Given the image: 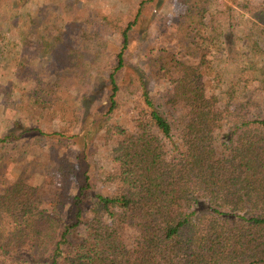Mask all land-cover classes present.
I'll return each instance as SVG.
<instances>
[{"label": "trees", "instance_id": "trees-1", "mask_svg": "<svg viewBox=\"0 0 264 264\" xmlns=\"http://www.w3.org/2000/svg\"><path fill=\"white\" fill-rule=\"evenodd\" d=\"M210 3L182 0L168 35L177 48L162 47L147 73L125 58L140 8L118 32L106 77L25 11L1 22L19 33L11 57L15 77L34 85L31 108L70 116L46 131L16 107L0 131V264H264V118L252 112L253 92L264 98V51L256 41L238 59L234 27L223 32ZM238 7L264 31V0ZM48 55L56 67L41 81L33 63ZM124 103L132 114L112 123ZM44 149L49 159L31 168L58 184H33L26 170L7 182L10 164Z\"/></svg>", "mask_w": 264, "mask_h": 264}, {"label": "rangeland", "instance_id": "rangeland-1", "mask_svg": "<svg viewBox=\"0 0 264 264\" xmlns=\"http://www.w3.org/2000/svg\"><path fill=\"white\" fill-rule=\"evenodd\" d=\"M0 0V26L6 21L12 12H23L24 20L29 22L35 18L39 26H48L54 36H63V42L70 44L76 51L85 54V60H94L95 66L87 68L90 74L106 77L109 68L115 62V54L120 49L121 38L118 32L126 28L129 23L135 22V17L140 10V15L129 32V47L125 54L127 63L148 72V64L156 58L157 52L162 47L177 48L175 41L168 38L171 26L177 21V17L183 12L182 0ZM249 1L256 5L260 0H211L208 12L219 13L221 19L220 28L227 31L229 22L234 27V43L238 53V59H247L252 44H258L264 51V31L259 27H252L247 21V13L242 11L238 4ZM143 4V5H142ZM6 28V27H3ZM1 29V28H0ZM2 30V29H1ZM0 30V131L8 125V120L13 118L16 110L23 109L19 117L25 119L28 124L38 123L46 131L58 130L66 125L70 114L63 111H40L31 108L24 96L34 85L24 84L14 74V62L11 57V48L19 47V33L16 30L5 32ZM230 31V30H229ZM13 48V49H15ZM218 58V57H217ZM210 60L215 56L210 55ZM214 61L217 62L215 59ZM214 62V64H216ZM54 58L51 55L38 56L33 63V69L40 72L39 79L47 81L52 78L50 69H54ZM255 86V85H253ZM249 90L253 91V87ZM66 97L68 92H62ZM137 95L135 96L136 100ZM252 112H256L264 118V98L255 91L252 95ZM135 102V101H134ZM18 107L17 109H15ZM132 114L128 103L115 113L112 123L125 125L126 120ZM43 148H45L42 145ZM47 151L46 149H44ZM10 154V153H9ZM8 154V155H9ZM67 154L77 155L76 147L68 149ZM102 154V153H101ZM46 155V156H45ZM103 155V154H102ZM105 155V154H104ZM50 153L38 151L25 155V163L10 164L6 169L7 182H13L20 170H26L30 182L33 184L49 185L51 180L58 184L56 174L47 173L42 169H32L39 160L46 161ZM32 167V168H31ZM106 173L118 174L116 165L103 162L101 166ZM43 185V186H44ZM108 191L118 188L117 183L107 185ZM52 185L48 188L51 189ZM103 188V187H101ZM47 190V188H46ZM49 191H45L48 197Z\"/></svg>", "mask_w": 264, "mask_h": 264}]
</instances>
